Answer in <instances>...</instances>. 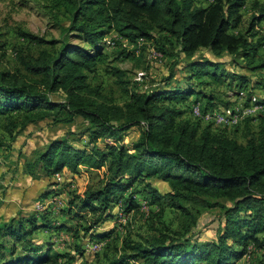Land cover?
Segmentation results:
<instances>
[{
  "label": "trees",
  "instance_id": "1",
  "mask_svg": "<svg viewBox=\"0 0 264 264\" xmlns=\"http://www.w3.org/2000/svg\"><path fill=\"white\" fill-rule=\"evenodd\" d=\"M249 1L212 0L200 5L196 0H48L49 13L65 27L63 31L82 42L68 40L69 35L48 40L20 30L27 43L16 47L18 65L0 70V127L11 144L32 123L73 122L82 117L91 147L78 146L66 136L53 139L35 159L25 162L26 173L52 177L66 167L76 172L80 165L106 169L82 196L70 199L67 208L60 207L78 222L75 227L57 226L52 205L8 220L0 218V264L75 263L76 255L54 250L51 237L42 241L35 237L39 230L64 227L79 238L76 251L83 259L88 236L101 238L99 242L114 233L97 230L99 223L114 217L113 207L121 202L122 213L137 212L141 193L149 205L159 207L157 212L149 211L147 220L156 215L162 226L145 239L126 234L119 251L113 239L98 264L140 260V264H235L251 243V253L262 254L260 264H264V112L243 117L234 126L217 124L207 119L211 109L234 103L214 98L191 82L181 86L174 70L182 64L177 70L186 72V79L210 75L224 81L222 62L204 53L232 56L258 78L254 81L252 75L234 71L229 87L249 106L264 107V97L255 91L264 88V32L259 29L264 1ZM250 3L251 19L243 27V9ZM109 36L123 57H132L137 48L151 43L156 53L174 58L164 78L167 82L151 89L130 87L125 71L111 67L128 97L123 104L104 94L100 85H92L89 73L106 61ZM33 45L40 47L37 53ZM59 91L65 94L64 101L51 98ZM193 103H198L197 110ZM132 130L140 135L129 142L126 137ZM153 179L166 181L169 191L162 193ZM138 183L144 187L137 194L129 193ZM167 207L180 214L177 229L163 221ZM211 209L220 213L217 237L204 239L196 230L202 213ZM87 211L93 218L87 219ZM80 264L95 263L85 258Z\"/></svg>",
  "mask_w": 264,
  "mask_h": 264
},
{
  "label": "rangeland",
  "instance_id": "2",
  "mask_svg": "<svg viewBox=\"0 0 264 264\" xmlns=\"http://www.w3.org/2000/svg\"><path fill=\"white\" fill-rule=\"evenodd\" d=\"M209 1L212 0H196L200 5L207 4ZM251 6L252 4L250 3L243 9L245 13L243 27L248 26L250 22L252 14L250 10ZM64 25H67L66 21ZM63 28L65 27L58 24L55 18L49 13L48 0H0V70L4 68L10 69L18 65L16 47L25 46L27 43L21 36L20 30L33 32L48 40H62L69 35L67 37L68 40L76 43L82 42L75 34H67L64 32ZM259 29L264 32V21L260 23ZM141 47L144 48H137L135 55L132 57H123V55L117 53L118 50L113 45L111 36L107 37V45L104 47V52L108 54V57L105 62L98 64L94 72L89 73V82L94 86L100 85L104 94H107L113 100L122 104L128 97L117 82L119 77L116 74H112L111 67L118 66L125 71L126 79L131 82L130 87L138 84L137 87L139 89H151L156 87V85L165 84L167 80L164 78L170 74L169 69L173 64L174 58L159 55L151 43H147ZM39 48L33 45L31 49L34 53H37ZM204 54L213 60L222 62L224 81H216L210 75H203L200 80L186 79L187 73L177 70L182 67V64H179L174 69L175 72L177 71V77L180 79L178 83L183 86L191 82L194 87L202 88L208 95L215 96L214 98L220 96L221 99L234 103L230 106L241 104L242 101L244 102L245 97L237 96L235 91L229 87L230 74L234 71L247 73L252 75L254 81L257 80L258 76L253 74L249 69H245L242 65L236 64L232 56L214 57L208 51H205ZM255 91L256 94L258 93L259 96L264 97V88L259 87ZM50 96L53 100L57 101H64L65 99L63 91L50 94ZM196 97V95L191 97V100L193 101ZM202 100L205 104L206 99ZM217 106L226 107L225 104ZM258 107L253 106L252 108ZM188 115L192 117L190 114ZM209 115L207 119H211ZM258 121L259 118L258 120H254L255 127L258 125ZM205 122L209 123L208 120H205ZM216 123L219 124L221 122ZM86 124V120L82 117H77L73 122H61L53 119L39 121L30 124L27 129L21 132L17 140L11 144H9L11 142L9 136L0 127V141L6 143L3 146L0 145V218L8 220L19 214H32L35 210L44 211L51 204L53 205L51 207L54 208L51 216L52 219L56 220L57 226L69 224L75 227L77 225L78 222L70 219L62 209L68 207L70 199L75 198L77 195L82 196L90 185L94 186L103 177L106 167L92 169L85 165H80L78 172L66 167L63 171L56 173L52 177L45 174L31 176L26 173L25 162L30 159H35L36 153L39 150H44L53 139L63 136L68 137L72 143L78 146L90 148V138L84 132ZM214 125L218 126L216 124ZM242 130L243 127L240 128V133H242ZM139 135V130L129 131L126 140L132 142L137 140ZM152 181L154 186L159 188L162 193L169 191L170 187L166 181L162 179H153ZM135 187V189H130L129 193L133 191L135 194L139 187H144V184L138 183ZM53 190L55 193L51 194L50 192ZM47 193L48 196L43 198V195ZM143 196L142 193L138 194L141 200V210L139 209L137 212L131 211L130 214L122 213L124 210L121 209V202L113 207L112 213L114 217H110L104 222L99 223L97 230L113 231L114 233L110 237H105L106 239L102 238L104 240H100L95 252L89 251V243L96 244L101 238L94 240V238H89L90 236H88L83 245V259L86 258L98 264L100 259L103 260V249L113 239L117 241L119 251L126 234H130L133 239L139 240L152 237L156 233L155 227L158 226L159 228V226H162L160 225V220H158L159 217L156 215L151 216L150 221H148V217L146 216L149 211L157 212L159 207L157 205H149L147 200L143 199ZM218 212L219 209H211L205 210L202 213L203 215L200 217V223L196 230L202 238L216 239V231L220 222L218 216L220 213ZM149 214L152 215V213ZM163 215L165 224L173 229L179 227L181 217L175 209L167 207ZM91 217L93 218L92 212L87 213V219H91ZM85 221L86 219H84V223ZM128 221L130 224L127 223ZM89 224H92V222ZM65 228L61 232H57L56 229L52 231L39 230L35 233V237L41 241L50 239L51 237L56 242L54 250L56 249L61 253L76 255L77 260L73 264H80L83 259L79 258V254L76 251V244L79 238H75L70 230ZM81 233L83 234V232ZM253 249L254 247L251 243L247 248V254L240 260H237L235 264H260L262 254L258 252H253L252 254ZM141 262V260L135 261L132 264H140Z\"/></svg>",
  "mask_w": 264,
  "mask_h": 264
},
{
  "label": "built area",
  "instance_id": "3",
  "mask_svg": "<svg viewBox=\"0 0 264 264\" xmlns=\"http://www.w3.org/2000/svg\"><path fill=\"white\" fill-rule=\"evenodd\" d=\"M159 55L160 52L157 51ZM193 107L197 110L198 103H193ZM212 116L211 119L215 120L216 122L228 123L234 126V124H238V117H258L260 113L264 112V107L252 108L242 101L241 104H237L235 106H228L227 107H219L217 109H211ZM59 178V176H57ZM56 203V202H55ZM51 206V204H50ZM53 206V205H52ZM98 244H91L89 243V251L95 252L96 246Z\"/></svg>",
  "mask_w": 264,
  "mask_h": 264
},
{
  "label": "bare ground",
  "instance_id": "4",
  "mask_svg": "<svg viewBox=\"0 0 264 264\" xmlns=\"http://www.w3.org/2000/svg\"><path fill=\"white\" fill-rule=\"evenodd\" d=\"M196 113H197V111H195ZM243 117H238V121L240 120V119H242ZM222 123V122H221ZM228 124V123H227ZM229 125H231V124H229ZM100 242V241H99ZM99 242H97L96 244H99ZM102 244V243H101ZM100 244V245H101ZM100 247V246H99Z\"/></svg>",
  "mask_w": 264,
  "mask_h": 264
},
{
  "label": "crops",
  "instance_id": "5",
  "mask_svg": "<svg viewBox=\"0 0 264 264\" xmlns=\"http://www.w3.org/2000/svg\"><path fill=\"white\" fill-rule=\"evenodd\" d=\"M57 232H61V231H57Z\"/></svg>",
  "mask_w": 264,
  "mask_h": 264
}]
</instances>
